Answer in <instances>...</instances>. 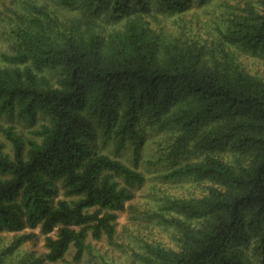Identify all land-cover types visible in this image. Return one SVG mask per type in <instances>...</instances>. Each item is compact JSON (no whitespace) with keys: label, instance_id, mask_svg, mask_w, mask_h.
Returning <instances> with one entry per match:
<instances>
[{"label":"trees","instance_id":"16d2710c","mask_svg":"<svg viewBox=\"0 0 264 264\" xmlns=\"http://www.w3.org/2000/svg\"><path fill=\"white\" fill-rule=\"evenodd\" d=\"M191 1L58 0L87 7L88 23L117 21L108 33L43 6L17 12L1 53L0 117L45 122L34 137L0 123V230L41 226L50 262L72 245L80 260L90 234L113 237L146 180L137 125L152 123L177 131L170 154L185 162L173 174L207 183L169 200L182 214L178 248L152 247L145 264H264V77L241 60L264 50V0L227 6L209 42L181 31L161 39L148 19L155 4ZM98 126L120 145L134 137L133 165L98 149Z\"/></svg>","mask_w":264,"mask_h":264},{"label":"rangeland","instance_id":"374dc122","mask_svg":"<svg viewBox=\"0 0 264 264\" xmlns=\"http://www.w3.org/2000/svg\"><path fill=\"white\" fill-rule=\"evenodd\" d=\"M237 2L192 0L189 7H180L179 10H170L157 2L148 19L161 39L171 40L179 37L181 31L187 36L205 37L209 42L217 34L216 26L222 21L221 16L226 14L227 6ZM29 4L49 9L60 21L69 25L79 20L83 22V29L88 31L91 30L90 27H94L108 33L113 27L120 26L113 19H99L88 23L87 17L83 15L85 13L83 10L88 9L87 7L66 6L58 0H0L1 62V53L10 51L12 47L10 31L18 24L17 12L30 16L32 12L27 9ZM241 60L249 71L264 77V50L246 52L242 54ZM43 122L45 118L42 115L33 123L17 117L13 120L0 117L1 124L12 125L30 137L35 136L34 131ZM137 130L138 134L143 136L139 164L146 180L133 186L132 198L127 202L125 209L118 211L117 230L113 237L104 234L97 239L90 234L87 239L88 249L80 260L74 259L76 248L72 245L63 259L50 262L45 257L46 234L42 232L41 226L2 229L0 252L6 251L4 260L9 264H145L152 247L177 249L182 233L173 219L182 218V214L169 208V200L200 195L207 182H199L192 176L181 177L173 174L181 168V161L185 162L184 158L175 159L174 155L170 154L175 141L173 135L177 133L174 127L139 123ZM106 133L103 127H97L94 141L98 149L133 165L137 147L134 137L128 133L125 142L120 145L119 135L114 132L107 137ZM10 148L11 145L8 143L7 149ZM55 234L56 232H53V235Z\"/></svg>","mask_w":264,"mask_h":264}]
</instances>
